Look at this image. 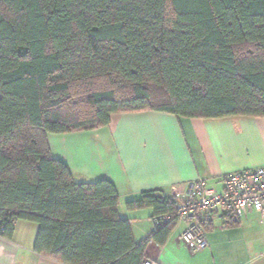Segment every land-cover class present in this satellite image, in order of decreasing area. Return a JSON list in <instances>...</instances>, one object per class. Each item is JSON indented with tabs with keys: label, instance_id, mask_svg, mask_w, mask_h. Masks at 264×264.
<instances>
[{
	"label": "trees",
	"instance_id": "trees-1",
	"mask_svg": "<svg viewBox=\"0 0 264 264\" xmlns=\"http://www.w3.org/2000/svg\"><path fill=\"white\" fill-rule=\"evenodd\" d=\"M152 110L264 117V0H0V236L24 220L33 251L58 262L144 264L177 224L176 198L126 203L170 217L136 243L115 186L75 182L47 135Z\"/></svg>",
	"mask_w": 264,
	"mask_h": 264
},
{
	"label": "crops",
	"instance_id": "crops-1",
	"mask_svg": "<svg viewBox=\"0 0 264 264\" xmlns=\"http://www.w3.org/2000/svg\"><path fill=\"white\" fill-rule=\"evenodd\" d=\"M47 140L51 156L66 164L75 182L105 179L115 186L119 195L118 215L130 222L136 243L149 238L156 229L152 209L126 208L127 202L139 199L143 192L159 190L184 200L190 183L197 179L221 192L223 178L229 173L264 165L262 116L200 119L153 110L115 114L104 127L48 134ZM227 216L213 214L206 220L209 246L203 251L223 236L228 239L225 247L245 251L249 246L250 252L259 250L263 256L264 233L251 228L235 231L246 222L262 225L259 215L249 212L242 217L233 216L237 225L231 227L225 224ZM184 227L177 220L165 244L149 241L146 261L199 264L180 241ZM37 230L34 222L16 221L11 240L0 236V264H64L33 251ZM210 231L216 234L212 242ZM241 256L230 258L233 262L252 264L249 255Z\"/></svg>",
	"mask_w": 264,
	"mask_h": 264
},
{
	"label": "built area",
	"instance_id": "built-area-1",
	"mask_svg": "<svg viewBox=\"0 0 264 264\" xmlns=\"http://www.w3.org/2000/svg\"><path fill=\"white\" fill-rule=\"evenodd\" d=\"M223 183L224 189L220 192L207 186L203 179H197L190 183L186 198L176 204L177 220L185 225L180 241L191 254L209 246L204 223L213 214L224 218L230 214L242 217L255 212L264 225V165L229 173ZM169 219L168 215H163L153 217V222L157 228ZM4 227L0 220V235ZM144 264L160 263L145 261Z\"/></svg>",
	"mask_w": 264,
	"mask_h": 264
},
{
	"label": "rangeland",
	"instance_id": "rangeland-1",
	"mask_svg": "<svg viewBox=\"0 0 264 264\" xmlns=\"http://www.w3.org/2000/svg\"><path fill=\"white\" fill-rule=\"evenodd\" d=\"M176 201L177 203H179L180 201H183V199L182 200L176 199ZM250 228L253 230L256 229L257 231L264 233V225L263 226L257 225L253 221H251V224L246 222V225H244L241 228H236L235 231H239V230L244 231ZM208 234H209L210 241L212 242V239L216 237V234L213 231H210ZM217 235L219 236V234ZM220 237H222V239H217V238L215 239L217 242L216 245H212L211 243V247L207 249L206 251H201L196 254H193V256L196 257L195 259L199 261V264H216V263L217 264H246L247 261H242V262L237 263V261L233 262L230 258L231 256L240 257L241 255H242L241 258L249 255L253 261L252 264H264V253H263V256H260L259 254L261 253L259 250L257 251V253H255L256 251L250 252L251 248L249 249V246H248V249H245V251L244 249H240V250L233 249L232 250L229 248V246L225 247V243H227L228 239L223 236H220ZM262 248H264V243L262 245ZM229 255L231 256L228 257Z\"/></svg>",
	"mask_w": 264,
	"mask_h": 264
}]
</instances>
